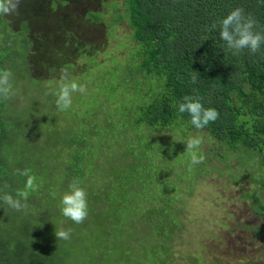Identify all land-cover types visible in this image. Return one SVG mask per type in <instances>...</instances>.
<instances>
[{
    "label": "trees",
    "instance_id": "trees-1",
    "mask_svg": "<svg viewBox=\"0 0 264 264\" xmlns=\"http://www.w3.org/2000/svg\"><path fill=\"white\" fill-rule=\"evenodd\" d=\"M56 5L45 2L42 13L63 22ZM122 7L124 12L112 4L109 20L99 11L87 12L85 19L110 26L126 20L135 43L128 54L138 57L137 69L97 63V87L74 93L64 111L51 94L58 83L41 82L30 69L28 56L38 55L41 43L52 45L46 34L30 38L26 23L15 32L0 16L6 35L1 40L15 44L0 48V70H11L16 92L0 100V187L7 184L6 191L22 201L17 193L26 192L28 204L27 211H15L0 201V264L170 263L184 224L176 205L183 193L174 191L186 175L194 178L209 168L204 159L192 167L183 137L174 138L178 130H198L188 113L178 111L185 95L198 96L206 108L218 111V119L200 130L207 131L219 156L242 152L264 166V44L255 54L245 49L232 55L224 51L219 28L210 30L239 7L256 21L254 31L264 34V0H124ZM74 67L65 63L63 68L81 84L82 76L70 75ZM101 72L114 84L105 85ZM144 80L146 91L140 89ZM198 152L206 156L201 148ZM183 167H192L191 172ZM16 169L28 175H17ZM74 179L87 192L82 224L60 210L61 196ZM254 180L260 186L251 196L257 215L264 216V200L256 195L264 178ZM61 227L71 229L69 240H57L55 229Z\"/></svg>",
    "mask_w": 264,
    "mask_h": 264
},
{
    "label": "rangeland",
    "instance_id": "rangeland-1",
    "mask_svg": "<svg viewBox=\"0 0 264 264\" xmlns=\"http://www.w3.org/2000/svg\"><path fill=\"white\" fill-rule=\"evenodd\" d=\"M52 1L57 3L56 11L61 14L63 22L44 17L47 13H42V7L45 2L50 4ZM123 1L21 0L18 14L1 18L15 32L21 31L23 23H26L30 30L25 32L28 37L35 39L42 32L52 43L51 47L48 41L41 43L39 54L34 57L31 53L28 56L33 77L50 85L58 83L66 72L63 68L65 63L72 64L75 67L70 75L82 76L80 83L86 86L87 91H92L97 87L98 79L94 75L99 70L97 63H110L113 66L114 63L121 62L133 70L138 67V57L128 54L135 43L134 40H129L132 28L126 20L110 26L104 22L94 23L85 19L87 12L99 11L109 20L114 11L112 4L118 3L121 6L119 11H125L122 7ZM110 30L114 32L113 35L109 33ZM4 37L6 35L0 23V48L7 43L15 45L11 38L7 43L3 42L1 38ZM91 58L96 63H92ZM89 68L92 69L91 73L87 76L81 75ZM119 75L117 72L116 76ZM101 76L106 81L105 85L114 84V80L107 78V73L101 72ZM148 85V80H144L140 89L146 91ZM106 91L94 93L101 92L105 95ZM128 94H118L117 97H127ZM170 132L171 130L163 133L169 135ZM207 134L204 130L187 134L178 130L174 136L183 137L184 142L190 137L199 136L202 140L199 148L206 152L203 159L209 163L210 170H201L194 178L186 175L181 186L174 191L175 194L183 193L178 196L176 205L181 209L180 222L184 224L175 238V249L178 253L168 264H216L219 261L224 264H238L244 260L264 264V234L258 235L254 232L256 229L264 230V216L257 215L256 209L259 208L251 196L260 186L254 179L264 178V166L261 167L252 155H243L242 152L230 151L226 158L219 156L220 149L211 145L212 140ZM198 149L196 151L199 156ZM192 167H183V170L191 172ZM256 195L264 200V187ZM188 255L196 260H190Z\"/></svg>",
    "mask_w": 264,
    "mask_h": 264
},
{
    "label": "clouds",
    "instance_id": "clouds-1",
    "mask_svg": "<svg viewBox=\"0 0 264 264\" xmlns=\"http://www.w3.org/2000/svg\"><path fill=\"white\" fill-rule=\"evenodd\" d=\"M21 0H0V16H13L18 14ZM256 21L250 16L245 15L242 8L233 9L226 17L215 21L210 30L219 28L220 39L225 44L224 51L231 52L232 55H238L247 49L250 53L255 54L264 44V34L254 31ZM12 72L9 69L0 70V100L7 101L16 95L12 82ZM192 83L198 80L197 75L192 76ZM85 85L69 79V74L64 72L58 82L56 89L51 94L56 97L55 103L61 111L68 110L73 101V94H86ZM180 113H188L191 124L195 129H204L210 122L218 119L219 113L216 109L205 107L201 103V98L194 95H185L182 102L178 104ZM202 140L199 136L190 137L186 142V151L191 155V166L203 163V157L197 155V149L200 147ZM15 174L27 176V170L16 169ZM28 187H34L33 180H28ZM8 185L0 187V201L15 211H27V193L18 192L17 197L6 191ZM61 213L64 217L75 224H82L88 216L87 192L81 187L78 180L69 183L67 190L62 194L60 199ZM57 240H69L71 238V229L63 227L55 229Z\"/></svg>",
    "mask_w": 264,
    "mask_h": 264
}]
</instances>
